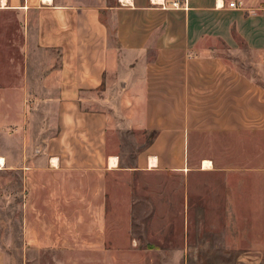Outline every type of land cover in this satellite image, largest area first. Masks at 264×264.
I'll list each match as a JSON object with an SVG mask.
<instances>
[{
	"label": "crops",
	"instance_id": "obj_1",
	"mask_svg": "<svg viewBox=\"0 0 264 264\" xmlns=\"http://www.w3.org/2000/svg\"><path fill=\"white\" fill-rule=\"evenodd\" d=\"M48 1L0 0L44 54L40 83L56 107L39 164V244L61 243L57 217L105 235L111 204H126L143 172L180 177L183 198L192 175L202 190V175L239 180L256 193L237 199L250 210L235 218L264 219V85L234 62L264 60V0ZM125 134L150 139L126 148Z\"/></svg>",
	"mask_w": 264,
	"mask_h": 264
},
{
	"label": "rangeland",
	"instance_id": "obj_2",
	"mask_svg": "<svg viewBox=\"0 0 264 264\" xmlns=\"http://www.w3.org/2000/svg\"><path fill=\"white\" fill-rule=\"evenodd\" d=\"M234 62L264 85L260 56L247 53L234 57ZM45 63L44 54L29 50L23 18L0 9L2 264H264V254L257 251L264 219L258 214L255 219L235 218L250 210L237 199L256 191L237 186L239 180L230 185L222 175H202L203 190L190 183L196 178L190 176L183 198L180 177L136 173L126 204H111L105 235H91L84 218L67 219L71 225L66 226L65 219L57 217L61 243L39 244L38 234L44 233L37 202L39 164L57 130L53 92L40 83ZM149 139L125 134L117 141L131 148L133 140L144 146ZM23 223L29 225L27 239Z\"/></svg>",
	"mask_w": 264,
	"mask_h": 264
},
{
	"label": "bare ground",
	"instance_id": "obj_3",
	"mask_svg": "<svg viewBox=\"0 0 264 264\" xmlns=\"http://www.w3.org/2000/svg\"><path fill=\"white\" fill-rule=\"evenodd\" d=\"M50 1V0H49ZM48 1V2H49ZM43 2H45V1H43ZM2 4V3H1ZM3 5V4H2ZM114 163V161L113 160H110V164H113ZM4 165V161L2 160V159H0V166H3ZM151 165H152V163H150V165H149V167H151ZM112 166V165H111Z\"/></svg>",
	"mask_w": 264,
	"mask_h": 264
},
{
	"label": "built area",
	"instance_id": "obj_4",
	"mask_svg": "<svg viewBox=\"0 0 264 264\" xmlns=\"http://www.w3.org/2000/svg\"><path fill=\"white\" fill-rule=\"evenodd\" d=\"M228 7H229V8H236V7H237V4H236L235 2H230V3L228 4Z\"/></svg>",
	"mask_w": 264,
	"mask_h": 264
}]
</instances>
